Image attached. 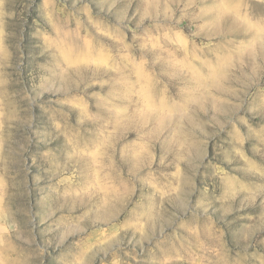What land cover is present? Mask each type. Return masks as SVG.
Listing matches in <instances>:
<instances>
[{"label": "rangeland", "instance_id": "rangeland-1", "mask_svg": "<svg viewBox=\"0 0 264 264\" xmlns=\"http://www.w3.org/2000/svg\"><path fill=\"white\" fill-rule=\"evenodd\" d=\"M0 264H264V0H0Z\"/></svg>", "mask_w": 264, "mask_h": 264}]
</instances>
